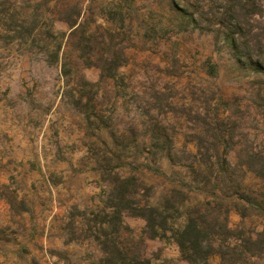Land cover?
Segmentation results:
<instances>
[{"label":"rangeland","instance_id":"obj_1","mask_svg":"<svg viewBox=\"0 0 264 264\" xmlns=\"http://www.w3.org/2000/svg\"><path fill=\"white\" fill-rule=\"evenodd\" d=\"M228 2L0 0V82L8 101L24 95L37 110L21 116L38 120L25 160L0 171V264H102L104 242L143 236L132 205L172 202L168 234L146 238L144 254L188 264L170 231L206 197L179 185L210 179L232 239L264 229V213L233 206L236 182L264 202V178L243 162L264 150V73L228 44ZM226 163L235 174L217 188ZM125 180L133 188L121 205L115 188Z\"/></svg>","mask_w":264,"mask_h":264},{"label":"trees","instance_id":"obj_2","mask_svg":"<svg viewBox=\"0 0 264 264\" xmlns=\"http://www.w3.org/2000/svg\"><path fill=\"white\" fill-rule=\"evenodd\" d=\"M228 6L223 13L221 24L226 30L228 44L237 54L238 60H244V64L250 65L258 72L264 73V16L262 5L256 0H228ZM263 18V19H262ZM73 28L77 25V20L69 21ZM78 28V27H77ZM77 28L71 32H76ZM264 101V93H260ZM221 157V155H219ZM247 170L252 171L259 177L264 178V150L248 151L246 159ZM221 170L218 171L219 183L217 188L221 187L220 182L229 175L233 179L235 171L226 163L220 164ZM211 179L204 183V187L196 188L194 185L181 183L180 191L188 188L194 192H201L206 200L199 202L197 206L187 211L186 224L178 229H171L172 238L176 241L182 258L188 264H211V259L216 255L220 256V264H242L251 257H264V229L255 233V235L243 236L240 239H232L236 233L229 227L227 219H221L216 215L213 208V202L216 206L224 205V197L213 191ZM125 184V185H124ZM124 186H117L115 192L119 198V204L127 201L128 195L132 193L130 181H124ZM241 182H236L232 188H237L239 193L238 201L233 202L234 208L241 214L247 216L248 209H257L264 213V202L259 204L257 200L250 196L240 193ZM197 186V185H196ZM222 188V187H221ZM232 188L223 189V193L228 192V197L234 193ZM214 196V197H213ZM133 203V202H132ZM135 204V203H134ZM134 206V216L142 217L146 220V226L143 236L130 242H104L102 264H151V261L145 257L144 241L148 239L163 238L168 234L166 224L168 222L165 215L175 204L167 203L164 206L152 207L150 205ZM215 206V207H216ZM121 213L118 212L117 220H120ZM119 231V230H117ZM107 235V233L105 234ZM236 241V243H234ZM168 264V263H167Z\"/></svg>","mask_w":264,"mask_h":264},{"label":"crops","instance_id":"obj_3","mask_svg":"<svg viewBox=\"0 0 264 264\" xmlns=\"http://www.w3.org/2000/svg\"><path fill=\"white\" fill-rule=\"evenodd\" d=\"M8 88L9 84L0 82V171L3 170V172L10 167L14 168L8 163L10 160L16 159L17 163L25 160L23 153H29L31 145V134L28 131L31 132L36 125L35 122L38 121L35 117L21 116L23 109L30 110V112L36 109L30 107L29 104L26 105L24 95L18 97V102L8 101L6 96ZM46 123L47 121L45 125ZM14 166L18 167V164ZM4 176L0 175V178Z\"/></svg>","mask_w":264,"mask_h":264}]
</instances>
